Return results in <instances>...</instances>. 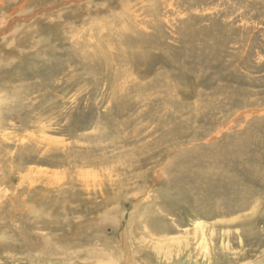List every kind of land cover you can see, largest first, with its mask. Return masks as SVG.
I'll use <instances>...</instances> for the list:
<instances>
[{"label":"rangeland","instance_id":"1","mask_svg":"<svg viewBox=\"0 0 264 264\" xmlns=\"http://www.w3.org/2000/svg\"><path fill=\"white\" fill-rule=\"evenodd\" d=\"M16 5L24 9L19 15L22 19L15 20L11 26L9 21L12 18L6 16L8 23L3 30L7 28L8 33L15 27L17 29L31 26L34 27L35 34L23 33L24 36L18 44L21 46L22 58L16 62H8V68L0 67V89L3 94L10 92V98L14 95L23 101L25 108L22 111L21 107V111L24 115L28 111L30 114L35 112L38 116L22 122L24 125L21 124L23 125L21 130L32 129L35 125L38 126L37 119H41V123L47 117L60 131L56 136H63L69 141L71 137L87 134L88 129L100 128L101 125L96 124L98 122L105 125L104 122H108L109 116L112 128L170 125L167 121L165 124L162 123L160 119L164 117L169 118L171 125L206 123L204 132L205 134L208 132L209 135L206 134L204 142L213 139L210 145L213 142L217 145L216 143L221 141L222 150L232 149L238 156L237 163L230 166L234 167V173L243 183L254 189L250 203L253 205L258 198H264V0H21ZM117 9L125 14V20L117 22L119 18ZM108 10H113L111 15L113 22L108 17L110 14ZM131 15L134 21L130 20ZM138 19L140 21L134 23ZM36 21L40 22V26H32ZM141 22H145L146 25L143 24V27ZM130 23L138 30L141 26L142 31L150 36L161 37L155 43L157 51L169 48L172 54L179 56L183 62L185 68H181L183 77L180 84L184 88L174 89L173 92L163 83L155 89V83L152 82L158 78L160 70L169 74L179 70L173 63L166 61L162 53L156 54L160 57L158 59L155 55L151 56L148 63L134 64L135 70L137 68L139 73H136L134 86H137L139 91L151 95L152 102L163 96L162 89H167L169 98L173 97V100L174 96L176 99L179 98L177 100L179 102L173 104L174 109L170 110L169 106L164 105L155 112L152 107H148L151 105H148L147 100H137L135 113L124 110L118 117L113 115L116 104L112 97L111 84H115V73L113 74L106 66L101 68L97 63V56L99 48L116 51L111 41L120 33L127 34L124 29H116L120 24L131 26ZM7 33H4L1 39ZM141 64L142 67H149V72H146ZM167 77L168 75H164L162 81L167 80ZM173 78L176 77L172 75L171 82ZM148 80L151 81L146 83ZM98 99L102 101L97 102ZM9 103L11 108L14 105L12 109L17 113L20 102ZM3 113L4 111H0V121L3 120L1 119ZM10 115L6 113L8 118ZM118 120L121 122H115ZM57 129L55 131H58ZM9 132L21 134V131L16 129H10ZM214 133L219 136L216 137L218 140L209 137ZM155 137L153 140H157V136ZM130 149H133V146H130ZM111 152H108V155L115 159L112 162L114 165L118 164L116 166L118 167L119 160L116 158L124 153V149ZM20 153L21 147L17 149L13 145H4L2 163L7 164L5 158L10 156L14 161L21 155ZM150 172L145 182L138 180L135 187L131 186V183L120 196L117 195L116 187L106 190L107 199L100 194L96 195L93 208L97 207V210L90 213L92 218L85 220L84 224L93 226V233L89 235L91 242L110 247L111 255L116 259L121 258L123 254L121 243L122 240L125 241L124 229L130 212L135 203L144 200L145 217L132 230L137 264H232L237 257L243 259L263 254L264 203L260 207L262 213L260 217L253 216L251 209L235 213L236 216H253L250 226L259 232V236L257 234L252 236V239L250 237L241 240L243 235L237 236L236 232L241 230L242 226L221 227L226 236L230 235V232L235 235L227 236L228 239L220 241L219 247L214 248L217 244H208L210 250L214 249L210 263L205 257V248L191 252L183 244L179 245V242L183 241L178 239L179 237L189 239L192 235L190 231L194 232L195 216L208 224L216 223L218 218L211 220L193 212L187 204L192 199L187 196L186 189L185 195L181 193L174 195L180 185L182 174L175 177L173 184H169L162 172L156 174L152 173L154 170ZM5 173L9 176L12 173L11 168L6 169ZM13 173L11 182L16 186L20 176L17 175L18 172ZM243 183L236 182L237 185ZM101 187H104L103 184ZM93 188L99 191L98 184ZM211 194L213 193H208ZM72 195L74 194L70 196ZM213 195L215 196L213 203L217 205L221 202L220 207L224 205L221 196L218 202L219 199ZM223 198L228 201L229 195ZM85 204L90 207L89 203ZM119 205L124 208L125 213L121 223L117 222ZM8 212L10 211L5 209L0 216L4 222L10 223ZM17 213L18 211H15L11 215L15 216ZM59 214L62 218L66 217L65 208L60 207ZM72 217L75 221L81 219L76 215ZM165 223L170 227L166 231L161 229ZM13 239L18 241L15 243L16 251H21L23 249L21 243L17 238ZM0 240V258L8 261L6 257L15 245L4 242V238ZM80 250L88 253L91 248L85 245ZM4 260L0 264H5ZM19 264H25L23 259ZM49 264L71 262L55 259Z\"/></svg>","mask_w":264,"mask_h":264},{"label":"bare ground","instance_id":"2","mask_svg":"<svg viewBox=\"0 0 264 264\" xmlns=\"http://www.w3.org/2000/svg\"><path fill=\"white\" fill-rule=\"evenodd\" d=\"M19 1L21 0H0V39L4 33H7V28L5 31L3 30L8 23L6 16L12 18L9 21V25L11 26L16 22L15 20L22 19L19 15L23 13L24 9L22 6L16 5ZM108 11H110V14L107 12V15L109 14L108 17L113 22L111 16L113 15V10ZM118 11L119 18L117 22L125 20V14L121 10ZM72 15L74 16V14ZM27 18H29V15ZM130 20L134 21L132 15ZM139 21L138 19L134 23ZM141 23L144 27L143 24L145 22ZM39 24L40 22L37 23L36 21L32 26H40ZM125 26L120 24L115 29H124L127 34L120 33L113 41L110 40L116 51L99 48L100 52L99 56H97V63L101 65V68L106 66L113 74L115 73V84H111L112 97L116 104V109L113 107L115 109L113 115L118 117L124 110L135 113L137 100H147L148 105H151L147 106L149 108L152 107L154 111L164 107V105L169 106L170 110L174 109L173 104L178 103L179 101L177 100L179 98L176 99L175 96L176 100H173V97L169 98V91L172 90L173 92L174 89L184 88L180 84L183 77L181 68H185L183 62L179 59V56L172 54L169 48L161 47L165 51H157L158 47L155 43L161 37L150 36V34L142 31L143 28L141 26H138L140 30L135 25ZM33 28L30 26L16 29L15 27L1 39L0 67L8 68V62H16L22 56L21 46L18 45L19 41L25 32L34 35ZM161 53L165 56L166 61L173 63L180 71L178 70L179 72L169 74L164 70H160V75L158 73L157 79L152 80L153 78H150L155 83V89L162 86V83L166 85L168 90L170 89L168 92L167 89H162L161 93H164L163 96L155 98L156 100L152 102L151 95L139 91V88L134 86V81L137 78L136 73L139 74L137 68L135 70L134 66L136 65L134 64L135 62L148 63L151 56H156V54L161 55ZM158 58L160 57L156 56V59ZM143 67L146 72H149V67ZM164 75H168V77L167 80L162 81ZM172 75L177 78V81L176 78H173L171 82ZM151 80L146 81V83H149ZM9 93L3 94L0 89V111H4L1 118L3 120L0 121V215L3 214L5 209H8L10 211L8 213H10L11 222H4V219L0 216V238H4V242L11 243L12 245L18 242L13 238H17L23 249L16 251L17 245H15L12 252L6 257L8 261L0 258V263L4 260L5 264H19L23 259V263L25 264H49L52 260L60 259L62 261L69 260L71 264H137L132 230L145 217L144 200L135 203L130 212L129 220L124 229L125 241L122 240L121 243L123 254L119 259L111 255L110 247L91 242L89 235L93 233V226H85L84 224L86 223L85 220L92 218L90 213L97 210V207L93 208V202L97 194L107 199L106 190L116 187L118 189L117 195L120 196L131 183V186L135 187L138 180L145 182L152 170H154L152 173L155 174L159 171L162 172L167 177L169 184H173L175 177L182 174L180 185L174 195L177 193L185 195L186 189L187 196L192 199L187 204L193 212L195 211L198 215L210 218L211 220L218 218L216 223L208 224L205 220L194 215V232L190 231L192 233L190 238H178L183 240L179 242V245L183 244L191 252H194V250L197 252L205 248V257L209 263L211 262L214 249L210 250L208 244H217L214 246L216 248L219 247L218 243L220 241L235 235V233L232 234L230 232V235H227V237L225 231L220 229L221 227L227 225L242 226L243 228L236 232L237 236L243 235L241 240L250 237L252 239V236L259 233L251 228L250 223L253 216H261L260 207L264 203V198H258V201L255 199L256 203L253 205L250 203L254 189L250 185L243 183L242 179L234 173V167L230 166L237 163L238 156H236L232 149L222 150L221 141H218L217 145L214 142V145L213 143L210 145L213 139L210 142H204L203 139L206 138V134L208 133L205 134L204 132L206 123L205 125H203L204 123L171 125L172 122L169 118L164 117L160 119L163 121L162 123L165 124L167 121L170 122V125L112 128L109 116L108 122H104L105 125L97 121L98 123L96 124L101 125L100 128L88 129L89 132L83 129L87 134L71 137L67 141L63 136H56L60 131L55 128V125L47 117L41 123V119H37L38 126L35 125L32 129H22L25 132L23 133L21 128H23L24 121L27 118L35 119L38 116L35 112L34 114H30L27 110V114L24 115V112H22L25 108L23 101H20L14 95L10 98ZM133 95L134 97H132ZM8 98H10L9 101ZM13 101L20 102V109L16 110L17 113L12 109L14 105L12 108L9 106V102ZM99 101L98 99L97 102ZM142 104L141 106H143ZM7 112L11 114L9 118L6 116ZM38 115L41 114L38 113ZM41 116L43 117L44 115ZM115 122L120 123L121 121ZM123 125L125 124L123 123ZM27 126L25 125V127ZM10 129L19 130L21 134L9 132ZM56 129L58 131H55ZM155 136H157V140H153ZM209 137L218 140L216 137L219 136L217 133H214ZM209 137L208 139H210ZM231 138L230 141H232ZM194 141L196 143L192 144ZM6 144L13 145L17 149L21 147V155L14 159L15 162L12 156L7 157L5 158L7 164H3V146ZM163 144L164 146H162ZM130 146H133V149H130ZM118 149H124V153H122L123 155L120 154L119 158H116L119 160V166L116 167L118 164H113V159L109 157L108 152ZM10 168L12 173L7 176L5 170ZM13 172L15 174L18 172L17 175L20 176V180L16 183V186L13 185V181L11 180ZM236 182L243 184L237 185ZM96 184L99 185L98 192L93 188ZM102 184L104 187H101ZM70 193L74 195L70 196ZM208 193L215 194L217 199L221 196V199L224 201V205H222L225 207L222 205L220 207V199L219 201L216 199L220 202L217 205L213 203L215 196L213 194L208 195ZM225 195H229L228 201L224 200L223 197ZM85 202L89 203L90 207ZM249 203L250 207L248 206ZM59 204L62 205L60 206ZM60 207L66 210V217L64 218L59 214ZM118 208L117 222L121 223L125 213L123 207L119 205ZM248 209L252 210L251 214L253 216L235 215L236 212L247 211ZM15 211H18V216L11 215ZM73 215L81 219L75 221L72 217ZM21 218L22 220L20 221ZM169 228L167 223L161 226V229L164 231ZM76 238L78 239L77 241ZM83 244L84 246H82ZM85 245L91 248L90 252L85 253L80 250ZM34 253L36 257H34ZM232 264H264V250L263 254L257 257L243 259L237 257L236 261Z\"/></svg>","mask_w":264,"mask_h":264}]
</instances>
